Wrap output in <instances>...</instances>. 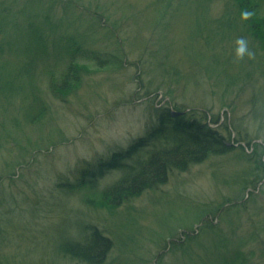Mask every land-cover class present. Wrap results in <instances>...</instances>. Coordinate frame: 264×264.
Instances as JSON below:
<instances>
[{
    "label": "rangeland",
    "instance_id": "rangeland-1",
    "mask_svg": "<svg viewBox=\"0 0 264 264\" xmlns=\"http://www.w3.org/2000/svg\"><path fill=\"white\" fill-rule=\"evenodd\" d=\"M0 17V264H84L60 245L89 225L111 240L100 264H233L250 234L238 248L264 254V0H0ZM238 37L254 59L236 60ZM167 103L214 123L229 150L116 203L60 188Z\"/></svg>",
    "mask_w": 264,
    "mask_h": 264
},
{
    "label": "trees",
    "instance_id": "trees-1",
    "mask_svg": "<svg viewBox=\"0 0 264 264\" xmlns=\"http://www.w3.org/2000/svg\"><path fill=\"white\" fill-rule=\"evenodd\" d=\"M244 1V0H243ZM246 6V4H244ZM254 17V16H253ZM5 18L0 17V27H5ZM3 23V24H2ZM264 27V24H262ZM264 47V30L261 29ZM74 53H68V64L61 74V84H74L80 73L81 64L75 60ZM84 55L89 62L96 66L106 63V59L99 52L91 50ZM29 65L27 73H30ZM24 77L22 71L20 72ZM28 76V75H27ZM18 81V80H17ZM4 88L0 89V94ZM13 93V92H12ZM10 92L9 95H12ZM177 105L171 106L165 104L161 109L150 114L154 118L151 126L138 138H134L129 147L120 152L110 154L106 159L89 164L82 169L79 178L75 183H64L60 188L63 191H74L83 189L92 192H98L100 197L109 199L116 203L122 197L136 195L147 189L164 184L170 171L174 169L184 171L192 163H200L207 155H219L229 150L224 140L217 134V130L212 127L214 123L205 122L204 119L198 118L194 112H185L177 109ZM117 171L119 178L116 182L97 189V180L103 175ZM216 237V236H215ZM209 240L210 243L215 241L214 238ZM256 239L259 235L255 236ZM261 237V236H260ZM236 251L239 252L237 261L233 264H263L260 260L264 259V254L256 255V250L251 251L250 256L246 255L247 250H241L247 239L253 242L254 237L250 234L248 237H240ZM260 242L259 248H262ZM219 243V240H218ZM212 245V244H211ZM219 251L218 245H212ZM213 247L212 250H213ZM111 240L102 234L94 226H85L81 232V238H73L60 245L61 252L70 258L78 260L84 264H100L108 255L111 249ZM264 249V248H263ZM258 259H254V258ZM1 261V257H0Z\"/></svg>",
    "mask_w": 264,
    "mask_h": 264
},
{
    "label": "clouds",
    "instance_id": "clouds-1",
    "mask_svg": "<svg viewBox=\"0 0 264 264\" xmlns=\"http://www.w3.org/2000/svg\"><path fill=\"white\" fill-rule=\"evenodd\" d=\"M253 15V11L245 10L241 13V19L249 20ZM234 56L238 61L244 59L245 56L254 59L255 54L249 49L248 41L244 37H238L235 40Z\"/></svg>",
    "mask_w": 264,
    "mask_h": 264
},
{
    "label": "bare ground",
    "instance_id": "bare-ground-1",
    "mask_svg": "<svg viewBox=\"0 0 264 264\" xmlns=\"http://www.w3.org/2000/svg\"><path fill=\"white\" fill-rule=\"evenodd\" d=\"M98 52V51H97ZM185 112H186V110H185Z\"/></svg>",
    "mask_w": 264,
    "mask_h": 264
}]
</instances>
